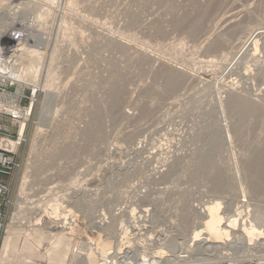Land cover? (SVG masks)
<instances>
[{"label":"rangeland","instance_id":"rangeland-1","mask_svg":"<svg viewBox=\"0 0 264 264\" xmlns=\"http://www.w3.org/2000/svg\"><path fill=\"white\" fill-rule=\"evenodd\" d=\"M27 1L0 0V30L25 25L33 37L25 55L36 63L39 52L44 58L21 166L3 177L10 192L0 200V264L103 263L98 216L110 215L133 193L135 180L146 184L158 219L172 229L169 253L189 254L169 264L230 257L233 264H264V192L252 189L264 188V36L257 50H242L252 32L264 28V0ZM226 19L236 26H220ZM170 68L184 77L172 92L164 77ZM230 90L254 99L258 115L229 103ZM94 115L104 130L99 139L84 135ZM211 156L212 164L202 162ZM217 170L230 193L214 190ZM224 195L233 209L248 199L263 219L255 217L254 230L245 231L252 242L242 243L237 226L230 240L199 253L188 246L192 227L184 226V214L196 218L213 197L225 206ZM70 214L75 223L64 231L72 239L54 246L51 232L59 230L58 221L68 226Z\"/></svg>","mask_w":264,"mask_h":264},{"label":"built area","instance_id":"built-area-1","mask_svg":"<svg viewBox=\"0 0 264 264\" xmlns=\"http://www.w3.org/2000/svg\"><path fill=\"white\" fill-rule=\"evenodd\" d=\"M70 31L77 32L74 28ZM13 36L21 40L23 34L14 31ZM0 45L2 48V44ZM8 69L11 68L4 54L0 58V200L10 192V185L3 177L21 166L20 148L26 140V128L33 114L38 92L32 85L21 84L11 78ZM5 119L11 120V127L3 125ZM14 126L16 130L12 131L11 128ZM133 185V193L127 194L124 201L109 212L110 215L101 212L98 216L96 225L101 230L103 239H106L110 236L107 226L113 222L112 214L116 215V225L111 238L113 244L111 242L112 246L106 252H100L103 263L169 264L172 261L178 263L187 260L189 256L184 252L177 251L173 255L169 253L170 243L174 241L173 232L170 227L167 229L165 220L158 219L160 215L154 209L155 205L158 207L157 203L151 201L146 184L135 180ZM165 210L167 215L170 214V210L166 208ZM2 215L0 212V217ZM70 215H72L69 216L70 222H66L69 228L75 223L74 215ZM74 251H77V248H74ZM233 263L230 257L209 264Z\"/></svg>","mask_w":264,"mask_h":264},{"label":"bare ground","instance_id":"bare-ground-1","mask_svg":"<svg viewBox=\"0 0 264 264\" xmlns=\"http://www.w3.org/2000/svg\"><path fill=\"white\" fill-rule=\"evenodd\" d=\"M50 1L53 2V3L56 2V0H50ZM30 3H31V1L28 0L27 1V4L29 5ZM35 5L36 4H34L33 6L35 7ZM40 5H41V3H40ZM40 5L39 6L37 5L39 7V9H41L40 8ZM51 12H52V9H51ZM45 13L49 14L50 13V10H46ZM22 15H24V14H22ZM38 17L40 19H42L43 18V14L42 15L38 14ZM17 20H18V18H17ZM197 22L199 23V21H197ZM226 22H228V23H226ZM226 22L224 21V23H221L220 26L224 27L226 24H230L232 27L233 26L234 27L236 26V24L233 23L231 20L229 21V19H226ZM196 26H197V24H196ZM0 31L6 32L5 29L0 30ZM14 31L21 32L23 34V37L21 38V40H18V39H16L13 36V32ZM2 35H3V33L1 34V38H0V44H2V46H3L2 48H0V58H2L4 56V54H5V56L7 58V62L9 63L10 68H11V69H8L9 72H10V74H9L10 77L13 78V79H15V80H17L21 84H23V83L24 84H30V85H32L33 88L39 89V87H40L39 80H40V77H41V70H42V64H43L42 61H43L44 58H43V56H41V54H43V53L42 52H39V55H40V58L38 59L39 62L37 60L38 63H36V60H35L36 58H33V57L30 58V57H27L25 55L24 49L26 48V44H27L26 42H27L28 39H32L33 38L31 36V33L28 30V28L25 25L24 26L21 25V27H18V28L13 29L12 31L10 30V31L6 32V34L4 36H2ZM38 35L36 34L34 38L35 39L36 38H40V39L41 38H43V39L48 38V37H41V36H38ZM261 36H264V28H262V27L256 28L252 32V34L250 35V37H248L244 41V44L242 46V50L244 52L245 51L246 52L247 51L248 52L249 51H252L253 48H255V50H257V47H259L258 46V37H261ZM238 55H239V53H238ZM44 63H45V61H44ZM164 77L166 78L165 80L167 82V87H168L167 91L170 90V92H172L173 90H176L181 85V83L184 82L183 81L184 80V77L182 76L180 70H178V69H173V68L168 69V71L166 72V74H165ZM47 86L48 85H46V87ZM231 91H233V90H230V92H229V94H230L229 95V97H230V100L229 101L230 102L228 101L229 103L235 104V108H236V105L238 107L239 106H242V109L240 110L241 113L242 112L244 113V112H247L248 111V112L256 113L257 114V112H258L259 109L257 110L255 108V106H256L255 103L256 102H254L255 101L254 99L251 98V100H250V98L245 99V98H243L241 96H238L237 97L236 96L237 94H234ZM117 93H120V92H117ZM259 93H260V91H259ZM261 105H263V104H261ZM259 106H260V104H259ZM263 108L261 110H263ZM245 114H247V113H245ZM43 118H44V114L42 113L41 114L40 125H41V122H42ZM98 118H100V115L98 116ZM96 123H97V116L94 115L93 118H92V121H91L90 125L88 127H86L85 132L83 131L84 132V135H86V138L99 139V138L103 137L104 130H103L102 127H100V125H97ZM38 129H39V131L42 130L40 128V126H39ZM229 135H231V134H229ZM213 142H214V144H213L214 146L213 147H215L214 150L215 149L218 150L219 147H220V144L218 143L217 138H215V140ZM214 150H213V152H214ZM207 152H209V151H207ZM256 153H257V151H256ZM204 154L205 153H203V155ZM211 158L214 159L213 156H211L210 158L204 159L202 162L205 163V164L206 163H211L212 162ZM213 162H215V161H213ZM256 162H257V160H256ZM251 168L252 167H250V170H251ZM247 171L248 170H246L245 172H247ZM253 171L254 170H252L251 173ZM256 171H254V172H256ZM216 172H217V173H215L216 175L213 176V178H214V184H213L214 190L221 191L222 193H230V191L232 190L231 189L232 186L230 185V183H228V182L225 181V179H224L225 178L224 177V171L222 172V170H219V171L217 170ZM248 172L250 173V171H248ZM202 173H204V172H202ZM249 173H247V174H249ZM251 175L253 176L254 174H250L249 176H251ZM255 179H256V177H255ZM253 185H252V189H253L254 192H258V193L264 192V188H262V187H260L259 185H256V184H253ZM261 186H263V185H261ZM119 194H120V192H119ZM221 198H224L226 200L225 203H227V205L224 204L225 206H223L222 204H223L224 201H221V200L217 199L216 197H213L211 199V201L207 203V206L206 205H202V207L200 206L198 208L199 209L198 210V215L196 216V218H198V220H196L195 216H193L194 218H192L190 216V213L189 212H186L184 214V218H183L184 226L185 227H189V226L192 227V230H191V233H190L191 236L188 239L189 241H191V240L192 241L189 243L188 246L190 247V245H196L197 246L196 247V250H200L199 253H202V251L204 249L205 250L206 249L207 250H210V249L212 250V249H214V247H218V244L220 242H222L223 239H225V241L230 240L231 239V235L235 233L234 231H235V229H237V226H240L241 227L240 230L243 231V233L242 232L240 233V235H241L240 239L242 240V243L246 244L247 240H249L248 243L250 241L252 242L253 238L250 239L249 236L247 235V233L245 231H246L247 228L250 229L251 231H253L254 228H255V225L258 224V223H256V222H258L257 220H260L261 221L263 219L262 214H260V215L258 214V211H261V209H258L257 207L252 206V203H250L248 199L242 198L241 200H239V203H241L242 205H237V206H239L238 209L237 208L236 209H233V206L234 205L232 203L231 197L228 196V198H230L231 201L227 200L228 199L227 198V195H224ZM259 205H261V204H259ZM250 206L253 207L254 212L257 211V209H258L257 213H253L252 212L255 215V216L253 215L254 216L253 217L254 222L251 219L252 217L251 218L249 217V215H250V209H249V207ZM223 207H224V210L222 209ZM242 207H244L246 209H240ZM133 210H135V209L133 208ZM244 212H246V213H244ZM237 215L239 217L241 215L246 216V217L245 218H242L241 220H239V217ZM112 217H113V222L110 223L107 226V232H108V234H110V236L109 237H106V239H103L100 242L101 243V247L103 249L105 248V246L109 245V242H111V238L113 236L111 230H114V228H115L114 226L116 225V215L115 214H112ZM255 217H256L257 220L255 219ZM18 221H19V217H18ZM93 222H94V220H93ZM57 223H56L57 224L56 227L57 228L59 227V230H60L59 233L60 234H63L66 237V239L71 240L72 239V237H70V235H71L70 232L71 231H67V232L64 231L65 228H67V226L64 225V223L59 222V221ZM181 223L183 224V222H181ZM246 237H248L249 239H247ZM209 242H212V243H215V244H208ZM216 243H218V244H216ZM103 249H102V252H106V250H108V247H107V249H104V250ZM190 251H191L190 249H187L186 250V252H188V253ZM196 259H198V258H196ZM199 260L201 261V258H199ZM87 262H88V264H90V259H89V261H86V264H87ZM203 262H204V260H203ZM203 262H201V263H203ZM100 264H104V263L101 262Z\"/></svg>","mask_w":264,"mask_h":264},{"label":"crops","instance_id":"crops-1","mask_svg":"<svg viewBox=\"0 0 264 264\" xmlns=\"http://www.w3.org/2000/svg\"><path fill=\"white\" fill-rule=\"evenodd\" d=\"M60 230H54L53 232H51V234H53L52 236H54L53 240L51 241L52 244H54V246L60 245L61 243H63L66 239V237L63 234L59 233ZM64 245H68V243L64 244ZM5 250V251H4ZM4 252H6V247H4L3 252L1 254V259L4 258V256L6 255ZM46 253V252H45ZM51 254V252L49 251L48 255ZM33 258H26V262H32Z\"/></svg>","mask_w":264,"mask_h":264}]
</instances>
